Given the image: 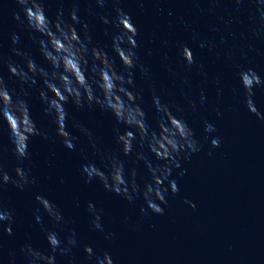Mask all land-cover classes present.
Masks as SVG:
<instances>
[{
	"label": "water",
	"instance_id": "water-1",
	"mask_svg": "<svg viewBox=\"0 0 264 264\" xmlns=\"http://www.w3.org/2000/svg\"><path fill=\"white\" fill-rule=\"evenodd\" d=\"M73 5L87 23L93 43L115 61L122 74L112 52L113 29L102 24L100 17L111 21L117 7L129 13L139 44L133 90L142 97L149 134L159 133L158 122L163 116L153 106L155 94L174 115L183 118L200 150L184 153L187 158L177 160L179 167L170 165L164 184L175 180L179 191L167 194V205H160L163 215L142 212L147 205L139 191L132 193L129 202L106 190L99 180L86 184L81 166L91 162L110 172L105 157L112 156L124 162L126 178L130 169H136V182L143 189L152 180L148 166L165 162L156 159L147 145L136 142L133 153L123 156L112 129L119 127L123 132L124 126L116 125L110 113L87 106L77 109L71 104L66 105L71 117L69 131L78 143L75 151L68 150L55 137V125L43 113L38 95L42 84L37 78L28 89L29 106L37 126L49 131L51 138H31V162L21 165L30 169L37 184L23 191L4 185L0 195L4 206L13 210L14 221L11 235L1 231L19 248L30 244L45 253L51 251L45 231L54 230L61 239L75 232L77 246L66 256L57 255L56 264H96L95 258L104 253L110 254L113 264H264V86L253 89L252 99L261 114L257 117L244 107L245 88L239 77L241 69L252 68L264 79V23L257 4L254 0L239 4L236 0H105L100 6L96 0H45L52 18L60 9L66 18ZM18 10L15 0H0V54L5 61L23 63L11 51L10 37L15 33L20 41L16 47L47 69L36 43L38 34L22 29L12 18ZM76 27L79 31L80 25ZM51 40L57 50L68 51L55 36ZM182 46L193 53V65L188 66L180 55ZM0 76L20 92L21 85L9 76L6 63H0ZM96 94L101 95L98 89ZM115 103L120 104L119 97ZM73 123L90 129L92 137L80 134ZM206 124L216 131L205 132ZM176 127L182 131L179 124ZM29 131L25 116L19 135L23 139ZM215 137L220 138L219 147H212ZM0 145L5 170L14 177L17 161L2 121ZM137 152L144 155L148 166L136 159ZM43 195L57 204L61 222L50 220L36 204L35 197ZM89 203L101 215L102 231L92 226ZM37 215L42 218L39 224ZM85 244L93 249L92 261L84 254Z\"/></svg>",
	"mask_w": 264,
	"mask_h": 264
},
{
	"label": "clouds",
	"instance_id": "clouds-1",
	"mask_svg": "<svg viewBox=\"0 0 264 264\" xmlns=\"http://www.w3.org/2000/svg\"><path fill=\"white\" fill-rule=\"evenodd\" d=\"M96 2L102 6L105 0H96ZM241 2L242 0H236L237 4ZM254 2L257 4L260 21L264 23V0H254ZM15 3L19 6V10L13 12V20L22 29L38 34L40 39L36 40V43L39 45L40 56L49 67L45 69L38 65L34 58L18 49L16 45L20 41L15 33L10 37L13 45L11 51L13 55L20 57L23 63H15L11 59L5 61L0 54V63L7 64L9 76L15 77L21 85L18 93L15 88L9 87L3 76H0V121L7 126L8 140L17 161V167L14 169L15 176L12 177L5 170L3 159L0 157V193H2L4 185L8 184L20 191L29 185L37 184L36 178L30 175V169L26 170L21 165L24 161L31 162L32 154L29 150L31 138L40 137L44 141L51 138L49 131L41 130L37 126L29 106L30 92L28 89H31L39 78L42 88L38 95L44 105L43 113L55 125V137L59 138L65 148L75 151L78 143L77 136L69 131L71 117L66 105L71 104L77 109L85 106L95 107L101 112L110 113L116 125L124 126L123 132L119 127L112 129L123 156L127 157L133 153L134 142H136L141 146L147 145L148 150L156 159L165 162L163 165L151 167L148 166V161L142 153H136V159L144 161L152 176L151 182L146 183L143 189H140L136 182V169H130L126 178L124 162L112 156L105 157L110 172H105L91 162L82 165L80 169L86 184L91 183L94 179L99 180L106 190L120 195L129 202L133 200L132 193L139 191L147 205V209L142 208L141 211H151L163 215L164 208L160 205H167V194L170 192L175 195L179 191L175 180L169 181L167 186L164 184V181L168 180L170 176V165L179 167L177 160L186 159L187 156L184 155L186 152L189 154L198 152L200 146L183 118L174 115L169 105L161 103L155 94L153 95V106L163 116L158 122L159 133L149 134L146 114L141 106L142 97L133 90V69L137 67L139 44L136 39L138 30L132 17L120 7L115 9L116 15L111 21L105 16L100 17L102 24H110L113 29L112 52L115 60H118L123 68L122 74L117 70L115 61L93 43L87 23L80 18L77 6L73 5L66 18L62 9L58 10L55 17L52 18L45 8V0H15ZM77 25H80L79 31ZM52 36H55L68 51L54 48ZM200 46L204 47V44L201 43ZM180 55L188 66L195 63L193 53L187 46H182ZM239 77L245 88L244 107L257 117H261L252 97L255 87L264 86V79L252 68L241 69ZM24 85H27L28 88H24ZM97 89L101 95L96 94ZM116 97L120 99L119 105L115 103ZM176 111L180 112V109L177 108ZM25 116H27L30 131L22 139L19 129ZM177 124L180 125L182 131H177ZM72 126L84 136L91 138L93 135L90 129L79 123H73ZM165 129L167 132L164 131ZM204 131L214 132L216 129L213 125L206 124ZM164 137H167V140H164ZM168 140L170 143L167 142ZM162 143L163 147H161ZM211 144L212 147H219L220 138L215 137L211 140ZM2 151L3 147L0 145V152ZM179 175H184V172H180ZM58 179L60 183H63L62 178ZM129 188H131V192ZM35 201L39 208L47 213L50 220L56 223L62 221L63 217L57 204L46 195L35 197ZM191 206L195 207L194 204ZM39 208L36 209L37 212H39ZM88 211L93 215V228L102 231L99 211L91 203L88 205ZM41 219L40 215L36 216L38 224L41 223ZM13 221L14 212L11 208L4 206L2 195H0V230L11 235ZM44 235L51 251L45 253L30 244L22 245L19 252L24 257L26 264H56L57 255H68L78 244L75 232L63 239L54 230H47ZM105 239H110V236L105 235ZM83 251L89 261L94 259L93 249L90 245L85 244ZM0 259H3L2 253H0ZM95 260L96 264H99L100 260H103V264H113L109 253H104L102 257H96ZM8 264H15L14 254L9 255Z\"/></svg>",
	"mask_w": 264,
	"mask_h": 264
}]
</instances>
